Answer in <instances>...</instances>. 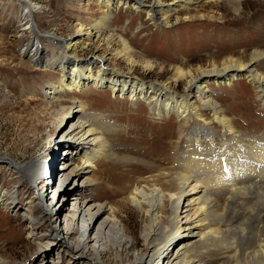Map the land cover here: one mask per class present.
I'll list each match as a JSON object with an SVG mask.
<instances>
[{
  "label": "rangeland",
  "instance_id": "374dc122",
  "mask_svg": "<svg viewBox=\"0 0 264 264\" xmlns=\"http://www.w3.org/2000/svg\"><path fill=\"white\" fill-rule=\"evenodd\" d=\"M33 1L38 3L36 19L39 29L53 34L57 41L50 42L47 37H41V46L37 45L41 47L40 54L44 56L40 62L32 61L30 64L27 55L33 38H29V31L21 30L25 18L19 3L17 0H0V152L8 156L0 158V260L5 264H88L86 259L92 257L90 252L99 246L93 238L100 217H96L92 211V220L86 227V236L88 240L91 239L88 246L91 249L86 256L79 257L73 251V239L66 233L68 219H73V226H76L78 212L75 209L78 204L74 206V200H67L66 197L60 198L55 204L57 196L53 197V193H49L51 187L45 186L47 190L42 204L55 211L60 232L57 237L50 236L45 231L49 217L45 212L34 215L33 211H37L32 210L35 204L29 202L36 198V186L32 185L33 182L29 184L18 178L14 173L16 170L11 169L14 166L11 159L37 158L40 161L50 157L55 161L51 162L53 171L57 172L56 178L50 177L48 183L57 187V192L62 191L61 194H64L65 187L68 191L77 187L82 190L83 200L92 196V202L108 201L118 206V201L126 194V188L152 174L166 172L177 164L176 158L180 153H185L184 147L189 145L182 136L177 140V133L181 130L191 131L194 127L182 125V121L173 113L164 117L156 116L147 109V99H131L127 90L118 94L107 86V82L105 85L93 86V82L87 80L78 89L52 93L47 98L45 91L50 84L58 83L59 66L52 61L58 54H64L63 44L66 45L72 37L81 38L69 48L67 54L86 65L89 60L98 62L103 56L109 57L105 62L106 67L117 68L124 76H134L145 85L160 83L171 76L173 67L177 65L194 71L211 63L218 65L229 56L246 60L253 51H264V1L241 0L237 6L238 11H235L237 4L234 0H194L187 10L178 15L173 14L167 26H156L145 21L144 15L139 16L133 9L119 6L117 12L111 15V23L118 32L124 29L123 35L130 41L136 60L142 56L143 60L152 62L149 69L140 61L132 67L123 58H116L113 54L119 42L114 38L107 45L108 31L98 36L90 33V40H85L90 22L99 16L93 0ZM149 1L152 0H145V3ZM80 24L84 27L77 32ZM34 45L33 41L31 48ZM254 65L264 72V56L255 61ZM69 66L65 67V77L70 74V69H67ZM218 78L216 83L212 78L208 79L206 95L217 102L222 112L231 119L237 134L256 141L263 140L264 103L257 98L252 83L243 76L232 83H227L228 80L222 76ZM172 87L174 91L183 92L184 81H179L177 85L173 83ZM192 98L196 100L198 95ZM60 100H64V108L60 113L78 102L85 103L88 113L101 112L106 118L103 121L111 128V137L105 136V139L113 152L119 156L124 153L140 161H129L127 167L122 163V158H103L101 165L97 166L99 169L93 166L98 180L87 187L83 186L82 177L61 178L62 162L73 151L74 141L71 135L64 139L70 141L66 145L65 142L57 144L53 140L57 128H62V125H54L53 119L57 117L54 115V107L50 106ZM201 110L205 113L203 117H210L207 107L201 106ZM67 121L65 118L62 124L65 126ZM212 132L216 139H221L219 127L212 128ZM47 141H50V145H47ZM198 144L199 141L194 144L195 148L199 147ZM205 145H208L206 150H212L209 144ZM233 145L238 144L232 141ZM209 150L207 153L213 152ZM77 159L74 164L80 163ZM89 194L91 196H87ZM117 216L132 236L127 238L130 247L126 245L122 249V259L115 258V250L112 248L104 252L101 264H137L131 261L135 260L140 248L141 214L129 203H124L117 211ZM196 230L193 228L187 231V237H191ZM155 260L153 258L152 263Z\"/></svg>",
  "mask_w": 264,
  "mask_h": 264
},
{
  "label": "bare ground",
  "instance_id": "6f19581e",
  "mask_svg": "<svg viewBox=\"0 0 264 264\" xmlns=\"http://www.w3.org/2000/svg\"><path fill=\"white\" fill-rule=\"evenodd\" d=\"M93 1L99 10V16L90 22L85 40H90V33L98 36L108 31L106 44L108 45L114 38L119 42V47L113 54L116 58H123L132 67L140 61L146 69H149L152 67V62L143 60L142 56L136 60L130 41L123 35L124 29L118 32L113 27L112 13H116L119 6L123 5L139 13V16L144 15L145 21L156 26H167L173 14L178 15L187 10L194 0L167 2L152 0L147 3L145 0ZM240 1H233L237 4L235 11L241 4ZM17 2L25 18L21 30L29 31V38H33L35 43L34 48H31L33 41L31 43L30 53L27 55L28 62L38 63L44 56L40 54L41 37H47L50 42L57 39L53 34L39 29L36 19L37 2L33 0H17ZM83 27V24H80L77 32ZM80 39L72 37L66 45L63 44L64 54H58L56 58L53 54L55 59L52 63H57L59 66L60 76L58 83H51L45 91L47 98L52 93L78 89L87 80H91L93 86L105 85L107 82V86L119 92L118 94L127 90L131 99L140 97L147 99V109L153 111L156 116L164 117L173 113L179 121H182V125L188 124L186 126L194 128L188 132L181 130L177 133V140L182 136L189 144L184 147L185 153H180L182 156L176 158L177 164L166 172L152 174L144 180H138L139 184L136 181L131 187L126 188L124 190L126 194L118 201V206L108 201L92 202L91 194L87 196H91L88 200L92 203L87 199V201L83 200L82 190L77 187L72 191H68L65 187L64 194H61L62 191L57 192L58 188L48 183L50 177L56 178L55 172H57V170L53 171L51 162L55 161L50 157L45 158L50 164V174L42 180L40 163L44 162L43 160L11 159L14 164L11 169L16 170L14 173L18 178L26 180L29 184L33 182V186L36 184V198L29 202L35 204V209L32 210L37 211H33L34 215L45 212L49 217L45 231H48L52 237L60 235L55 211L49 210L42 204L45 199L44 192L51 187L49 193L52 192L53 197L57 196L55 204L60 198L65 199L64 197L67 200H74V206L78 204L75 209L78 212L75 219L76 228L73 226V219H68L66 233L73 239V251L79 257L86 256L91 249L88 246L91 239L88 240L86 236V227L92 220V211L93 214L96 213V217H100L93 238L99 246L90 252L92 257L86 259L89 261L88 264H101L102 254L111 248L115 250V258L122 259V249L126 248V245L130 247L127 238L132 236L126 231L122 219L117 216V211L124 203L132 205L142 218L140 248L136 253L138 256L136 255L132 263L264 264V139L256 141L237 134L231 119L222 112L217 102L206 95L208 79L212 78L216 83L219 81L218 77L222 76L228 80L227 83H232L243 76L252 83L257 98L264 103V72L254 65L255 61L264 56V51H253L246 60L229 56L218 65L211 63L194 71L177 65L173 67V73L166 81L145 85L134 76H124L117 68L106 67L105 62L109 57L103 56L98 62L89 60L86 65L80 59L67 54L69 48ZM66 65H70L67 68L70 69L67 77L64 76ZM96 67L97 69L94 70ZM181 80L184 81V91H174L172 84L177 85ZM194 93L198 95L196 100L192 98L196 96ZM63 101H57L50 106V108L54 107V115L55 118L57 117L56 120L53 119L54 125L59 126L60 123L62 125V128H57L54 142L57 144L65 142L66 145L70 141L64 139L69 135L74 141L72 144L74 154L73 151L69 152L62 162L61 178L82 177L83 186L87 187L88 184L98 180L93 166L99 169L97 166L101 165L103 158L111 157L119 160L122 158V163L127 167L129 161H140L127 154L122 153V156H119L113 152L111 145L105 139V136L111 137V128L103 121L106 118L101 112L88 113L85 103L78 102L75 106L71 104L65 112L60 113L64 108ZM201 106L209 109L211 113L209 118L203 117L205 113L201 110ZM65 118L68 121L64 126L62 123ZM215 127L221 129L219 135L221 139H216L217 137L213 135L212 128ZM198 141L199 147L195 148L194 144ZM232 141L238 145L232 146ZM48 144L50 145V141H47ZM205 144H209L212 150H206L208 145ZM208 150L213 152L207 153ZM197 155L200 157L197 158ZM0 158H8V156L0 152ZM57 158L58 156L55 160ZM75 158H78L80 163L74 164ZM44 168L47 166L44 165ZM42 181L43 185L39 186ZM34 193L33 191L32 196ZM62 202L64 204L65 200ZM193 228L197 229L195 234L187 237L186 232ZM179 240L181 241L177 243ZM153 258H156L154 261L156 263H152ZM0 264L5 262L0 260Z\"/></svg>",
  "mask_w": 264,
  "mask_h": 264
}]
</instances>
